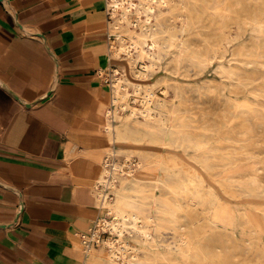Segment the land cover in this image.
<instances>
[{
	"label": "rangeland",
	"instance_id": "rangeland-1",
	"mask_svg": "<svg viewBox=\"0 0 264 264\" xmlns=\"http://www.w3.org/2000/svg\"><path fill=\"white\" fill-rule=\"evenodd\" d=\"M101 1L103 31L109 34L106 50L114 63L119 62L117 65L126 63L123 70L113 67L101 71L108 85L104 111L109 106L117 69L129 81L140 82L142 88L136 92L124 82L130 96L110 106L113 122L127 119L156 136L151 139L145 135L137 141L125 142L119 156L123 164L128 157L129 162L137 159L159 166L158 185L142 186L132 193L136 200L134 212L142 221L139 228L145 229L147 236L129 228L132 235L127 237L137 248L135 258L128 253L130 263L264 264V59L239 54L242 44L249 53L256 33L246 27L241 38L222 41L214 47L217 50H209V42H215L220 34L202 15L200 20L195 17L198 22L185 31L188 49L181 53L177 52L175 40L163 42L160 37L156 47H144L149 56L141 58L131 51L130 58L121 51L116 57L111 48L113 43L118 44L111 32L115 18L109 14L107 0ZM142 1L153 4L152 0ZM154 13L163 26L179 24L170 19V14H157V7ZM195 53L199 56L192 59ZM143 65H148V69L144 71ZM220 65L235 73L229 77L220 70ZM145 106L152 108L149 116L131 114L132 108ZM96 121L97 117L91 119ZM98 135L94 128L82 127L73 136L75 153L70 161L74 162V172L89 185L93 161L100 168L106 156L104 149L109 146L102 145L101 129ZM97 139L102 140L100 146ZM117 176L123 183L131 179L126 172H117ZM169 188H174V192ZM216 209L227 213L225 221L215 215ZM94 220L85 232L92 228ZM80 234L79 249H75L78 264H109L102 256L103 243L97 247L94 239L91 246L97 248L96 256L83 254ZM108 235L101 233L105 239Z\"/></svg>",
	"mask_w": 264,
	"mask_h": 264
},
{
	"label": "crops",
	"instance_id": "crops-1",
	"mask_svg": "<svg viewBox=\"0 0 264 264\" xmlns=\"http://www.w3.org/2000/svg\"><path fill=\"white\" fill-rule=\"evenodd\" d=\"M103 9L101 0H0V264L79 263L72 236L100 210L90 196L99 168L93 161L91 185L74 172L73 136L82 127L99 136L101 71L126 67L106 50Z\"/></svg>",
	"mask_w": 264,
	"mask_h": 264
},
{
	"label": "bare ground",
	"instance_id": "bare-ground-1",
	"mask_svg": "<svg viewBox=\"0 0 264 264\" xmlns=\"http://www.w3.org/2000/svg\"><path fill=\"white\" fill-rule=\"evenodd\" d=\"M152 2L153 4H147L142 0H139V2H134L133 0H107L106 6L109 10V14L115 18L113 25H111L112 31H110L116 36V41L118 43L117 45L113 43L111 46L116 57H119L121 51L126 52L130 58H132L131 51H136L141 58L146 55L149 56L150 53H148L144 47L146 45L150 46V48L156 47L160 37L163 42H166L168 39L175 40L177 52L181 53L188 49L184 39L185 31L190 25L192 26L196 24L202 15H204L214 24V29L218 30V34H220V37L216 39L215 42H209V50H217L218 47L216 49L214 47L221 44L222 41L229 42L231 38H241L246 27H250L251 31L256 33V36L251 43L252 47L249 49V53H246L244 44H242L243 46L240 49L239 54L250 55L256 59H264V0H152ZM154 7H157V14H170V19L177 20L179 24L173 22L172 24H165L163 26L162 23L157 21V16L153 15L155 14ZM195 17L198 20H195ZM152 18H154V22H151ZM232 24L235 26L232 27ZM196 56H199L198 53H195L192 56V59ZM142 68L145 71L148 69V65H143ZM219 68L228 76L235 73L233 69H226L221 65ZM114 72L117 76L112 79V87L110 90L111 99L107 108L108 121L105 124L95 123V126L101 128L104 133L103 145H109L104 149L106 156L103 159L101 167L94 179L93 187L90 190V196L92 197L94 204H99L100 214L96 216L92 228H90L88 232L81 233L79 239L81 236L94 239L97 243V247L103 243V250L101 251L103 253L102 256L109 261V264H135L134 262L130 263V259H128L127 256L128 253H130L132 254V258H135L137 248L127 235H132L130 229H135L145 237L147 236V232L145 229L139 228V224L142 223V221L140 216L134 212L136 200L132 193L142 186L150 184L157 186L159 183V166L157 163L140 162L137 159H130L129 162L128 157H126L123 164V162H119V156L123 152L122 149L125 142L137 141L145 135L149 136L151 139H155L156 136L147 130L140 129L138 126L131 124L127 119L120 123L113 122V112L110 110V106L117 104L118 101L122 99H125L126 101L127 96L129 95L128 87H126L124 82L127 86L131 85L136 92L142 88L140 82L129 81L127 78L123 77V74L117 69H114ZM141 75L142 78L146 77L143 71ZM154 101H156V99ZM151 111V106H145L143 109L132 108L131 114L133 115L138 112L143 116H149ZM250 111H253V109H250ZM195 129L193 128V130ZM96 133L98 132L96 131ZM117 172L119 174H123V172L129 173L131 179L128 182L123 183L121 177L117 176ZM172 190L174 192L175 189L173 188ZM177 199H179V197ZM177 203L180 204L178 201ZM215 215H218L221 221L227 219V213L220 211V209L215 210ZM244 218L245 217H243V219ZM101 233H108L109 235L105 239V237L103 238L101 236ZM153 234L155 233L153 232ZM260 237L261 236L259 235V238ZM77 238L78 233L72 236V245L75 248H77L78 244V241L76 240ZM230 241L233 240L231 239ZM81 243L82 241L80 240V245L82 246ZM154 243L156 244V242ZM82 248L85 253H90L95 249L92 246L89 248L82 246ZM96 254L94 253L92 255L96 256Z\"/></svg>",
	"mask_w": 264,
	"mask_h": 264
},
{
	"label": "built area",
	"instance_id": "built-area-1",
	"mask_svg": "<svg viewBox=\"0 0 264 264\" xmlns=\"http://www.w3.org/2000/svg\"><path fill=\"white\" fill-rule=\"evenodd\" d=\"M108 81V79L106 80ZM93 239H90L89 237L81 236L82 246L89 248L91 246V242ZM84 250V249H83Z\"/></svg>",
	"mask_w": 264,
	"mask_h": 264
},
{
	"label": "water",
	"instance_id": "water-1",
	"mask_svg": "<svg viewBox=\"0 0 264 264\" xmlns=\"http://www.w3.org/2000/svg\"><path fill=\"white\" fill-rule=\"evenodd\" d=\"M10 93L15 97V98H18V96L17 95H15L13 92H11L10 91ZM19 99V98H18ZM38 101V100H37ZM20 210H19V213H20V211H21V209H22V207H23V204H22V202L20 201ZM19 213L17 214V217H18V215H19ZM1 226H5V225H1Z\"/></svg>",
	"mask_w": 264,
	"mask_h": 264
}]
</instances>
